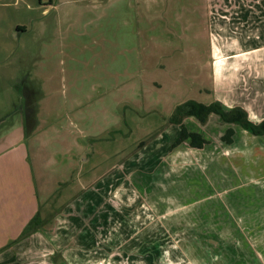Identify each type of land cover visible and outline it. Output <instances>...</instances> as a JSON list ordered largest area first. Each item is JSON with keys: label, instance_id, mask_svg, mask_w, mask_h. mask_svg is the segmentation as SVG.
Instances as JSON below:
<instances>
[{"label": "rangeland", "instance_id": "rangeland-1", "mask_svg": "<svg viewBox=\"0 0 264 264\" xmlns=\"http://www.w3.org/2000/svg\"><path fill=\"white\" fill-rule=\"evenodd\" d=\"M213 2L0 0V122L11 129L0 154L26 151L43 233L57 232L56 209L81 204L88 190L119 209L141 205L127 221L154 211L164 227L149 233L180 236L174 225L190 208L179 209L176 174L153 169L180 139L182 126L168 123L176 109L212 98L203 90L213 87Z\"/></svg>", "mask_w": 264, "mask_h": 264}, {"label": "crops", "instance_id": "crops-1", "mask_svg": "<svg viewBox=\"0 0 264 264\" xmlns=\"http://www.w3.org/2000/svg\"><path fill=\"white\" fill-rule=\"evenodd\" d=\"M52 2L39 0L40 5ZM211 10L213 87L203 92L212 98L187 101L242 109L258 125L264 121V0H214ZM15 32L26 34L27 27L18 25ZM170 119L208 142L201 149L190 141L170 144L167 159L154 164L160 175L176 174L179 209L189 207L192 214L174 225L183 230L178 238L149 233L164 227L154 221V211L145 212L148 219L127 221L123 213L131 216L141 205L119 209L106 203V194L91 197L88 190L81 204L56 209L57 232L43 233L48 222L36 171L21 145L0 154V249L15 241L14 248L0 252V264H264V136L225 124L215 114L205 124L195 117L184 116L181 124ZM7 124L0 122V150L11 146ZM229 129L234 133L227 142ZM37 215L40 229L19 240ZM187 229L192 235L183 237ZM26 243L34 246L28 253L22 252Z\"/></svg>", "mask_w": 264, "mask_h": 264}, {"label": "trees", "instance_id": "trees-1", "mask_svg": "<svg viewBox=\"0 0 264 264\" xmlns=\"http://www.w3.org/2000/svg\"><path fill=\"white\" fill-rule=\"evenodd\" d=\"M212 114L218 115L225 124H236L255 136H264V121L258 125L253 124L248 120L246 113L242 109L225 110L218 102L204 105L196 101H188L176 109L170 121L181 124L182 118L186 116L195 117L199 122L205 124L208 121L209 116ZM181 126L182 132L180 139L173 147H177L185 141H190L192 147L201 149L208 143L199 133L190 132L183 124H181ZM233 133V130L229 129L223 137V140L227 142L232 141ZM40 226V216L37 215L27 224L21 233L19 240L27 237L33 231L39 230ZM30 229L32 232L29 231ZM13 243H15V241L11 242L10 245Z\"/></svg>", "mask_w": 264, "mask_h": 264}]
</instances>
